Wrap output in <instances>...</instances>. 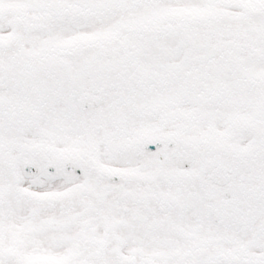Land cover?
<instances>
[{"label": "rangeland", "instance_id": "374dc122", "mask_svg": "<svg viewBox=\"0 0 264 264\" xmlns=\"http://www.w3.org/2000/svg\"><path fill=\"white\" fill-rule=\"evenodd\" d=\"M152 22L161 37L149 35ZM88 31L98 37L81 38L76 59L67 60L71 81L49 76L56 103L47 125L41 113L28 120V88L21 100L13 98L17 78L0 75L6 86L0 88V264H221L223 256L264 264L253 243L230 252L217 227H196L188 213L123 212V182L99 178L114 168H92L110 164L116 142L146 133L151 123L172 129L165 132L199 159L245 157L252 141L256 148L264 140V0H120ZM7 56L0 53L1 64ZM193 76L200 86L192 88ZM71 83L104 89L105 101L80 116H62ZM15 114L27 123L14 122ZM31 157L45 165L74 159L83 170L50 176L44 168L27 179L22 162Z\"/></svg>", "mask_w": 264, "mask_h": 264}, {"label": "flooded vegetation", "instance_id": "af4514ba", "mask_svg": "<svg viewBox=\"0 0 264 264\" xmlns=\"http://www.w3.org/2000/svg\"><path fill=\"white\" fill-rule=\"evenodd\" d=\"M9 2L12 3L8 11L13 14L10 16L13 24L10 29L0 31V34L10 33L5 38L6 43L2 49L3 54L8 56L5 57L4 64L0 63V73L17 78L11 86L16 90L13 98L21 100L22 93H26L24 89L28 88L25 97L27 105H30L28 120L41 113L47 125L50 103H56L55 97H52L53 86L49 76H63L62 79L57 77L60 83L64 82L65 77L71 81L67 76L70 72L66 67L70 61L67 60L76 59L77 44L80 43L83 30L90 28L95 21L102 23L104 14L117 7L120 0ZM63 44L68 46L60 49L62 54H59L60 50L57 52L56 47ZM73 50V55L66 53ZM55 55L59 60L50 63ZM31 56L40 61L30 62ZM90 75L95 76L94 73ZM71 84L74 92L70 91L69 100L63 102L64 107L60 109L62 116L72 111L74 115L83 114L75 108V92L81 93V84ZM84 90L93 91L91 88ZM15 119L13 121L20 126L27 123L21 114H15ZM148 131L160 135L152 133L150 127ZM137 137L126 143L125 138L116 142L110 157L112 162L106 167H92L119 169L117 179L123 182V193L128 199L124 212L137 208L144 215L148 208L157 207L160 211L168 208L181 214L188 213V219L196 227H217L220 241L230 244V252L245 251L253 243L252 248L264 258L263 139L256 141V148L252 141L253 149L245 157L214 161L210 158L199 159L185 143L175 141L176 144L169 146L170 142L163 138L159 148H151L150 143ZM188 154L192 155L190 161L187 159ZM129 220L130 224L138 221L133 218ZM152 226L153 224H148V227H144V232H152ZM130 234L142 235V228H131ZM139 237L143 239L142 236ZM144 237L147 238L146 235ZM240 238L248 242L245 243ZM235 262L237 261L233 264Z\"/></svg>", "mask_w": 264, "mask_h": 264}, {"label": "water", "instance_id": "95a60500", "mask_svg": "<svg viewBox=\"0 0 264 264\" xmlns=\"http://www.w3.org/2000/svg\"><path fill=\"white\" fill-rule=\"evenodd\" d=\"M88 99V97L86 95H83L81 100L79 101L78 105L80 109H83V107L85 106V103H83L84 101H86ZM99 102V98L96 99H92V104L91 105H95ZM69 167H72V169H74L76 172H80V168H77L75 166H70V165H66V166H62L61 168H57V169H52L49 172L50 173H55V172H61L64 170L69 169ZM25 176L26 177H34L37 173H39L40 168H29L28 165H25Z\"/></svg>", "mask_w": 264, "mask_h": 264}]
</instances>
